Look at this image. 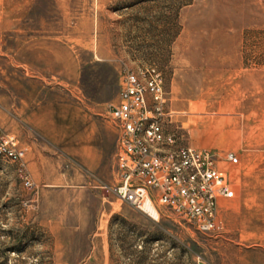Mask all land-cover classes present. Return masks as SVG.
I'll use <instances>...</instances> for the list:
<instances>
[{
	"label": "rangeland",
	"instance_id": "374dc122",
	"mask_svg": "<svg viewBox=\"0 0 264 264\" xmlns=\"http://www.w3.org/2000/svg\"><path fill=\"white\" fill-rule=\"evenodd\" d=\"M146 67L162 75L177 146L238 158L220 163L236 197L220 201L217 235L105 188L119 182L110 106L125 71ZM97 152L105 179L88 166ZM237 252L249 264L264 252V0H0V264H237Z\"/></svg>",
	"mask_w": 264,
	"mask_h": 264
},
{
	"label": "built area",
	"instance_id": "2783aa9c",
	"mask_svg": "<svg viewBox=\"0 0 264 264\" xmlns=\"http://www.w3.org/2000/svg\"><path fill=\"white\" fill-rule=\"evenodd\" d=\"M163 78L154 67L126 70L119 100L110 106L118 131L116 169L119 182L105 186L129 207L152 217H174L191 224L202 234L217 235L219 202L233 199L222 161L238 163L233 153H219L177 146L165 132L160 117L165 103ZM6 144L15 147L13 139ZM7 157L22 159V153L6 148ZM27 186L31 183L26 179Z\"/></svg>",
	"mask_w": 264,
	"mask_h": 264
},
{
	"label": "crops",
	"instance_id": "0c3cea01",
	"mask_svg": "<svg viewBox=\"0 0 264 264\" xmlns=\"http://www.w3.org/2000/svg\"><path fill=\"white\" fill-rule=\"evenodd\" d=\"M118 100H119V99H118ZM118 100H117V102H118ZM116 136H117V139H118V131L115 132V134L113 135V138L116 137ZM114 139H115V138H114ZM101 155H102V154H101ZM88 166H89L91 169H94V170L97 169V170L99 171V172H98L99 176L103 177L104 179L106 178V177H104L105 174H103V173L101 172L102 167H103V157L100 156V154H99L98 152L94 154L93 163L88 164ZM103 184H104V183H103ZM104 185H106V184H104ZM96 188L99 189V190H103V189H101V188H99V187H96ZM153 211H154V210H153ZM240 253H241V252H237V264H249V262L246 260V258H245V257H242V255H240ZM258 255H261V256H260L261 259L255 261L254 264H264V252H258ZM233 262H234V261H233ZM232 264H233V263H232Z\"/></svg>",
	"mask_w": 264,
	"mask_h": 264
},
{
	"label": "bare ground",
	"instance_id": "6f19581e",
	"mask_svg": "<svg viewBox=\"0 0 264 264\" xmlns=\"http://www.w3.org/2000/svg\"><path fill=\"white\" fill-rule=\"evenodd\" d=\"M228 177V176H227ZM229 180V179H228ZM233 188V187H232ZM233 190L235 191V189L233 188ZM235 193H236V191H235ZM116 195V194H115ZM120 200V199H119ZM220 203V202H219ZM125 204V203H124ZM127 205V204H126ZM219 209V208H218Z\"/></svg>",
	"mask_w": 264,
	"mask_h": 264
}]
</instances>
